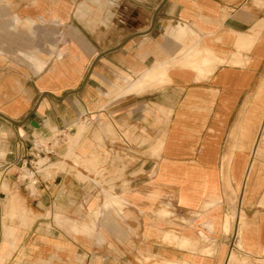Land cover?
Masks as SVG:
<instances>
[{"label": "crops", "instance_id": "crops-1", "mask_svg": "<svg viewBox=\"0 0 264 264\" xmlns=\"http://www.w3.org/2000/svg\"><path fill=\"white\" fill-rule=\"evenodd\" d=\"M162 1L0 0V264L264 260V0Z\"/></svg>", "mask_w": 264, "mask_h": 264}, {"label": "built area", "instance_id": "built-area-1", "mask_svg": "<svg viewBox=\"0 0 264 264\" xmlns=\"http://www.w3.org/2000/svg\"><path fill=\"white\" fill-rule=\"evenodd\" d=\"M60 142L61 138H57L54 142L34 143L30 158L22 161L20 177L22 179H31L32 183H37L39 174L44 169V166L51 162L53 155L56 154L57 144Z\"/></svg>", "mask_w": 264, "mask_h": 264}, {"label": "rangeland", "instance_id": "rangeland-1", "mask_svg": "<svg viewBox=\"0 0 264 264\" xmlns=\"http://www.w3.org/2000/svg\"><path fill=\"white\" fill-rule=\"evenodd\" d=\"M52 16V15H51ZM99 16H101V15H99ZM34 28V33H42V29L44 30V33L46 34L47 32H49L50 33V35H52V34H56V30H57V27H54L52 24H50V26H48V27H40V26H34L33 27ZM67 33H69V31H67ZM52 162V161H51ZM49 164V163H48ZM47 164V165H48ZM47 165H45V166H47ZM44 166V167H45ZM43 171V170H42ZM118 209H121V207H122V205L121 204H117V206H116ZM243 221V220H242ZM228 222H229V219H227V223H226V225L228 226ZM3 237H4V235H3ZM139 257H141V261L139 260ZM240 258V259H242L241 261H242V263H246V256H240L239 255V252H237V251H235L234 252V255H233V258ZM135 259H136V263L137 264H152V262L154 261L153 259H145L143 256H138V255H135ZM140 262V263H139ZM258 263L259 264H263L264 263V260L261 258H259V260H258Z\"/></svg>", "mask_w": 264, "mask_h": 264}, {"label": "water", "instance_id": "water-1", "mask_svg": "<svg viewBox=\"0 0 264 264\" xmlns=\"http://www.w3.org/2000/svg\"><path fill=\"white\" fill-rule=\"evenodd\" d=\"M166 1H167V0H163V1L161 2V4L156 8V10H155V12H154V14H153V17H152V23H151V26H150V28H149L147 31H145V32L135 33V34L131 35L130 37H128L127 39L132 38V37L137 36V35H140V34H142V33H148V32H150V31L154 28V26H155V22H156V19H157L158 14H159V11L161 10V8L163 7V5L165 4ZM125 41H126V40H125ZM125 41H123L122 43H120L119 45H117L116 47H114V48H112V49H116V48L121 47V46L124 44ZM112 49H110V50H112ZM105 53H106V52H101V53H99V54L97 55L96 59L94 60V63H93V65H92V67L94 66V64L96 63V61H97L101 56H103ZM0 115H2L3 117L7 118L8 120H10V121L13 122V123H21L20 121H16V120H14V119H11V118L5 116V115L2 114L1 112H0Z\"/></svg>", "mask_w": 264, "mask_h": 264}, {"label": "bare ground", "instance_id": "bare-ground-1", "mask_svg": "<svg viewBox=\"0 0 264 264\" xmlns=\"http://www.w3.org/2000/svg\"><path fill=\"white\" fill-rule=\"evenodd\" d=\"M71 136H72V135H71ZM71 136H70V137H71ZM52 163H53V161L50 162L47 166H45L43 170H45L46 168H48Z\"/></svg>", "mask_w": 264, "mask_h": 264}]
</instances>
